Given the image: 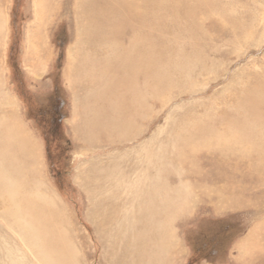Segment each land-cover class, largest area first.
Wrapping results in <instances>:
<instances>
[{"label": "rangeland", "instance_id": "rangeland-1", "mask_svg": "<svg viewBox=\"0 0 264 264\" xmlns=\"http://www.w3.org/2000/svg\"><path fill=\"white\" fill-rule=\"evenodd\" d=\"M133 2L140 13L127 15L125 0H0L1 90L14 101L19 122L38 145L43 189L64 208L65 232L80 264H123L127 238L122 237L121 219H111L106 199L123 173L129 184L142 175L138 171L144 163L139 167L138 162L147 146L158 151V143L177 132L185 138L186 129L196 124L222 128L219 119L242 105V92L264 87V0ZM110 33L117 45L132 34H138L142 46L154 42L168 74L178 56L194 60L186 78L174 73L175 84L161 96L146 95L145 115L121 134L94 126L111 116L96 97L101 82L108 83V94L125 82L111 59L105 62ZM137 76L142 89L145 75ZM53 87L65 102L66 121L58 131H49V153L59 156L51 166L32 115L47 107ZM191 156L188 167L177 165L171 173L173 186L183 181L189 188L186 210L173 219V264H264V251L250 252L253 242L257 250L264 246V166L251 152L201 148ZM15 233L3 223L0 208V246L16 245L21 264H32ZM213 237L220 243L218 255L197 259L195 248Z\"/></svg>", "mask_w": 264, "mask_h": 264}, {"label": "bare ground", "instance_id": "bare-ground-1", "mask_svg": "<svg viewBox=\"0 0 264 264\" xmlns=\"http://www.w3.org/2000/svg\"><path fill=\"white\" fill-rule=\"evenodd\" d=\"M125 6L127 15H132L133 11L140 13V8L133 0H125ZM105 39L110 41H106L110 55L105 62L111 59L113 67L125 75V82H121L120 92L114 89L109 90V94L106 91L108 83L101 82L102 92L99 90L96 97L109 108L111 116H108L107 121L95 123L94 126L96 129L105 128L112 133L121 134V131L127 132L133 126L137 117L145 115L146 95L149 94L154 99L161 96L163 91L175 84V80L172 81L171 78L174 73L180 79L186 78L187 69L191 68L194 60L178 56L172 62L173 73L168 74L162 69L166 63L160 65L154 42L150 41L151 43L142 46V39L138 34L126 38L125 47L124 43L117 45L118 41L111 33ZM138 72L143 73L146 79L142 89V85L139 87L135 79ZM164 73L167 74L163 75ZM1 87V219L8 229L17 233L15 234L19 236L21 246L32 255V264H80L77 248L65 232L67 221L63 217L64 208L55 194L43 189L38 145L19 122L14 101L3 93ZM241 97L247 99V106L243 100L242 105L237 103L231 113L226 111L219 119L222 128L216 129L212 124H196L189 130L186 129L185 138L177 132L172 139L158 143V151H151L152 148L147 146L150 149H147L142 161L138 162L139 167L144 163L141 169L138 168V174L142 175L135 177L136 181L131 184L125 181L126 172L120 176L121 179L115 180L106 205L111 209L114 223L118 218L121 219L122 237L127 238L125 241L129 252L122 260L123 264H173V219L186 210L189 203L186 190L189 188L183 181L173 186L175 178L171 173L174 174L172 170L177 165L188 167L187 161L191 160L193 153L201 148H216L220 153L251 152L255 155L256 163L261 164L259 167L264 166V112H260L264 110V87L242 92ZM97 119L99 120L98 114ZM193 138H197L196 141L193 142ZM151 144L156 145L154 142ZM253 245V248L250 247L251 253L264 251V246L257 250L255 242ZM19 249L14 244L0 246V264H4L5 259L10 264H21Z\"/></svg>", "mask_w": 264, "mask_h": 264}, {"label": "trees", "instance_id": "trees-1", "mask_svg": "<svg viewBox=\"0 0 264 264\" xmlns=\"http://www.w3.org/2000/svg\"><path fill=\"white\" fill-rule=\"evenodd\" d=\"M57 48L61 50V44L58 43ZM11 51H13V49ZM61 58L62 56L61 54H59V58L57 61H60ZM12 70L16 72L18 71L17 68H15V65H12ZM64 104L65 102L62 100L58 88L53 87L51 95L48 97L47 107L35 110L32 115L33 120L36 122L37 128L40 129L41 135L45 140L47 157L51 166H54V163H59V156L56 154L49 153V146L51 143V133H49V131L51 132V128H54L56 129V131H58L63 120L66 118L65 115L62 113L65 109ZM219 245L220 243L218 239L216 237H213L210 239V242L208 244H203L201 245V247L195 248L194 256H196L197 259H212L218 255ZM207 249H209V251ZM203 252L206 253L203 254Z\"/></svg>", "mask_w": 264, "mask_h": 264}, {"label": "crops", "instance_id": "crops-1", "mask_svg": "<svg viewBox=\"0 0 264 264\" xmlns=\"http://www.w3.org/2000/svg\"><path fill=\"white\" fill-rule=\"evenodd\" d=\"M63 121H66V118ZM244 258H245L244 260H250L251 258L250 252H247V255Z\"/></svg>", "mask_w": 264, "mask_h": 264}]
</instances>
